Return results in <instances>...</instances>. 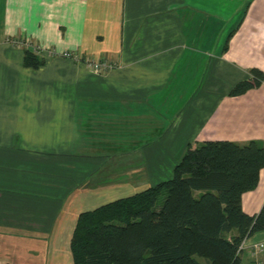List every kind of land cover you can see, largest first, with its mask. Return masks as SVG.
<instances>
[{
  "label": "crops",
  "instance_id": "obj_1",
  "mask_svg": "<svg viewBox=\"0 0 264 264\" xmlns=\"http://www.w3.org/2000/svg\"><path fill=\"white\" fill-rule=\"evenodd\" d=\"M25 49L45 65L25 67ZM253 69L264 0H0V165L28 166L0 173L6 264H73L77 216L169 180L190 143L264 148V77L229 95ZM263 204L264 168L241 197L251 216ZM263 240L240 264H264L249 248Z\"/></svg>",
  "mask_w": 264,
  "mask_h": 264
},
{
  "label": "trees",
  "instance_id": "obj_2",
  "mask_svg": "<svg viewBox=\"0 0 264 264\" xmlns=\"http://www.w3.org/2000/svg\"><path fill=\"white\" fill-rule=\"evenodd\" d=\"M24 66L45 65L25 49ZM238 83L240 96L258 87L263 74ZM264 168L255 141L188 144L169 180L77 216L70 239L73 264H240L243 240L264 232V204L255 215L241 206ZM162 203L158 208V200Z\"/></svg>",
  "mask_w": 264,
  "mask_h": 264
},
{
  "label": "built area",
  "instance_id": "obj_3",
  "mask_svg": "<svg viewBox=\"0 0 264 264\" xmlns=\"http://www.w3.org/2000/svg\"><path fill=\"white\" fill-rule=\"evenodd\" d=\"M63 59H76V56L70 52H63L60 55ZM86 64V67L89 72H91L94 75H103L104 72L107 70L108 65L102 62H96V61H84ZM247 239L243 240L240 247H239V252L241 250L245 249ZM250 248V254L252 256H257L261 253H264V240L261 242H258L256 244H252L249 246Z\"/></svg>",
  "mask_w": 264,
  "mask_h": 264
},
{
  "label": "rangeland",
  "instance_id": "obj_4",
  "mask_svg": "<svg viewBox=\"0 0 264 264\" xmlns=\"http://www.w3.org/2000/svg\"><path fill=\"white\" fill-rule=\"evenodd\" d=\"M17 43V42H16ZM18 43L22 46H24L25 47V42H22V41H18ZM17 43V44H18ZM7 158H10V156L9 157H7ZM43 159V158H42ZM46 161H52L53 162V160L51 159H47ZM7 162V161H6ZM90 168L89 167H87V169L86 168H84L85 170L84 171H87L88 170V168L89 169H92V167H93V165L92 164H90ZM28 166H25V167H22V166H20L19 165V163H17L15 160H14V163H11V164H9L8 162H7V164H2V165H0V173H7V172H11L12 170H15V169H17V171H20V170H22V171H24V172H27L28 171V168H27ZM9 169V170H6V169ZM6 170V171H5ZM36 170V169H35ZM37 171V170H36ZM41 172H44V171H40V173ZM5 173V174H6ZM46 173V172H45ZM81 183H79V185H80ZM138 184H142L143 186H142V189L144 188V186H145V184H144V182L143 181H141V179H139V182H138ZM155 185V183H153L152 184V186L151 187H153ZM144 191V190H143ZM140 192H142V191H140ZM139 192V193H140ZM161 203H162V199H159L158 200V205H157V207L159 208L160 207V205H161ZM14 217H15V215H14ZM16 231H0V234L1 233H15ZM25 233H27V232H25ZM15 235V234H14ZM0 244H1V239H0ZM9 248V247H8ZM14 255V254H13ZM9 258V259H8ZM12 252L11 251H5V247H4V249H3V246L2 245H0V259L1 260H4V261H0V264H6V263H8V261H13L12 260ZM13 263H14V261H13Z\"/></svg>",
  "mask_w": 264,
  "mask_h": 264
}]
</instances>
